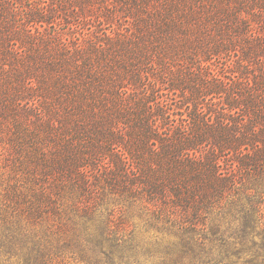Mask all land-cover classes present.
Returning a JSON list of instances; mask_svg holds the SVG:
<instances>
[{"label":"trees","instance_id":"16d2710c","mask_svg":"<svg viewBox=\"0 0 264 264\" xmlns=\"http://www.w3.org/2000/svg\"><path fill=\"white\" fill-rule=\"evenodd\" d=\"M0 164V264H264V0H0Z\"/></svg>","mask_w":264,"mask_h":264},{"label":"rangeland","instance_id":"374dc122","mask_svg":"<svg viewBox=\"0 0 264 264\" xmlns=\"http://www.w3.org/2000/svg\"><path fill=\"white\" fill-rule=\"evenodd\" d=\"M5 164V162H4ZM8 173L10 174V176H13V173H11V171L9 170V168H5L2 164H0V175L3 174L2 177H7ZM72 263V262H70ZM72 264H79V263H72Z\"/></svg>","mask_w":264,"mask_h":264}]
</instances>
